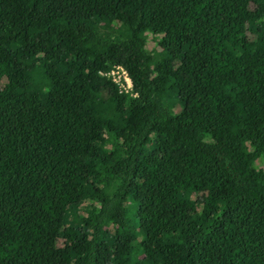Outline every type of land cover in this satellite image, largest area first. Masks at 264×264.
<instances>
[{
	"label": "trees",
	"instance_id": "16d2710c",
	"mask_svg": "<svg viewBox=\"0 0 264 264\" xmlns=\"http://www.w3.org/2000/svg\"><path fill=\"white\" fill-rule=\"evenodd\" d=\"M263 166L264 0H0V264H264Z\"/></svg>",
	"mask_w": 264,
	"mask_h": 264
},
{
	"label": "rangeland",
	"instance_id": "374dc122",
	"mask_svg": "<svg viewBox=\"0 0 264 264\" xmlns=\"http://www.w3.org/2000/svg\"><path fill=\"white\" fill-rule=\"evenodd\" d=\"M151 41H152V39L150 40V42ZM154 44L155 43L153 42L152 45H154ZM123 74H126L127 75L126 70L123 67H118L116 69H109V70H107L105 76L106 77H109L117 85V87L120 90H122V91H124V92H126V93H128V94L131 95L132 94V88H127V87L130 86V81H129V79H123L122 78ZM125 85H127V87H125ZM256 164H258V163L256 162ZM192 200H195V197L194 196H192ZM57 245L58 246H61L62 245V240L61 239H59L57 241Z\"/></svg>",
	"mask_w": 264,
	"mask_h": 264
},
{
	"label": "clouds",
	"instance_id": "9594fccd",
	"mask_svg": "<svg viewBox=\"0 0 264 264\" xmlns=\"http://www.w3.org/2000/svg\"><path fill=\"white\" fill-rule=\"evenodd\" d=\"M127 75H128V73H127ZM127 75H126V74H123L122 78H123V79H129V81H130V86L127 87V85H125V87H127V88H131V87H132V84H131V78H130L129 75H128V76H127ZM192 196L195 197V200H192ZM190 200H192V201H196V200H197V191H196V189H194V188H192V192H191V195H190Z\"/></svg>",
	"mask_w": 264,
	"mask_h": 264
}]
</instances>
